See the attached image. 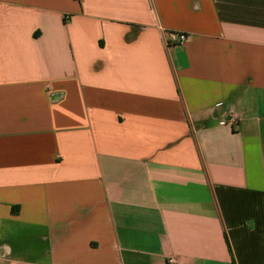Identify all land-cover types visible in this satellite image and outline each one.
Here are the masks:
<instances>
[{
    "label": "crops",
    "instance_id": "obj_1",
    "mask_svg": "<svg viewBox=\"0 0 264 264\" xmlns=\"http://www.w3.org/2000/svg\"><path fill=\"white\" fill-rule=\"evenodd\" d=\"M0 264H264V0H0Z\"/></svg>",
    "mask_w": 264,
    "mask_h": 264
},
{
    "label": "built area",
    "instance_id": "obj_2",
    "mask_svg": "<svg viewBox=\"0 0 264 264\" xmlns=\"http://www.w3.org/2000/svg\"><path fill=\"white\" fill-rule=\"evenodd\" d=\"M186 39L187 37L184 34H172L170 37V43L183 45ZM228 122L229 124H234L236 122V118L232 117V119H230Z\"/></svg>",
    "mask_w": 264,
    "mask_h": 264
}]
</instances>
